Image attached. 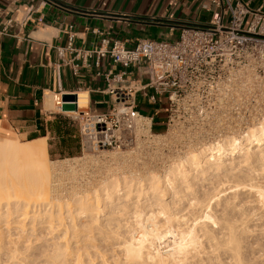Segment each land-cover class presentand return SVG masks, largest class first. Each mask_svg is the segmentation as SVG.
I'll return each instance as SVG.
<instances>
[{
    "label": "bare ground",
    "instance_id": "6f19581e",
    "mask_svg": "<svg viewBox=\"0 0 264 264\" xmlns=\"http://www.w3.org/2000/svg\"><path fill=\"white\" fill-rule=\"evenodd\" d=\"M45 92L46 107L59 109ZM2 130L0 119V264H93L94 240L118 247L103 264H264V118L164 174H113L71 201L53 193L46 139L21 142Z\"/></svg>",
    "mask_w": 264,
    "mask_h": 264
},
{
    "label": "crops",
    "instance_id": "0c3cea01",
    "mask_svg": "<svg viewBox=\"0 0 264 264\" xmlns=\"http://www.w3.org/2000/svg\"><path fill=\"white\" fill-rule=\"evenodd\" d=\"M244 1L251 9L264 12V0ZM216 11L213 0H0L2 131L26 139L24 142L45 138L50 158L49 139L61 138L55 133L51 136L49 122L58 113L46 107L45 91L57 93L61 88L65 93L76 92L78 103L70 113L81 114L88 105L93 111L104 113L111 109L114 100L107 91L110 71L123 73L128 80L143 81L138 66L114 64L110 55L85 53L107 50L115 40L133 47L144 38L179 37L182 27L208 23ZM57 68L60 82L55 74ZM134 95L137 108L154 116L155 105L143 92ZM50 104L53 102L49 99L47 105ZM165 117L163 109L156 116L153 129L166 127ZM63 118L77 127L70 134L73 140L79 139L80 151L73 156L76 157L83 148L80 127L71 116Z\"/></svg>",
    "mask_w": 264,
    "mask_h": 264
},
{
    "label": "built area",
    "instance_id": "2783aa9c",
    "mask_svg": "<svg viewBox=\"0 0 264 264\" xmlns=\"http://www.w3.org/2000/svg\"><path fill=\"white\" fill-rule=\"evenodd\" d=\"M213 5L217 11L210 22L185 25L173 42L144 38L127 47L115 40L107 50L85 53L110 55L114 64L138 66L149 79L137 82L123 73L109 72L107 91L114 97L111 109L98 113L88 107L80 115L84 155L91 152L103 158L110 152H125L144 156L145 146L163 143L159 138L163 135L153 129L163 109L164 137L177 121L181 122L177 133L188 136L196 133V122L256 118L253 103L264 71V12L251 9L244 0H213ZM72 40L70 34V46ZM55 74L60 82L59 68ZM138 92L155 105L154 116L137 108L134 94ZM55 94L56 104L63 110L65 92L60 88ZM247 128V123L229 126L216 134L238 136ZM202 129L200 134H210L205 125Z\"/></svg>",
    "mask_w": 264,
    "mask_h": 264
},
{
    "label": "rangeland",
    "instance_id": "374dc122",
    "mask_svg": "<svg viewBox=\"0 0 264 264\" xmlns=\"http://www.w3.org/2000/svg\"><path fill=\"white\" fill-rule=\"evenodd\" d=\"M177 35L167 40L173 42L177 40L178 38ZM139 77L143 81H147L149 79L148 76L145 74H141L139 75ZM50 110L61 115L71 116L74 122L76 123V125L80 127V115L76 116L75 114L70 113L68 111L64 112L63 110H59L58 108L56 109L54 105ZM253 112L255 113L254 116H256V118L248 121L247 120H228V121L210 120L206 122L204 121L196 122L199 123V126H195V131L197 134L194 132L193 134L188 136H182L177 133L181 129L179 126L181 122L178 121L175 122L174 126L171 127V130L169 129V134L166 135L165 137L164 135L167 132V127H163L161 129L158 128L160 131L157 128H155L154 131L157 134L163 135L159 137L163 143H161L162 145L155 144V145L145 146L144 156H140L136 153L127 156L125 152L123 153L110 152L105 157L99 158L91 152H87L85 155L83 154V152H81L76 157H72V158L68 156L61 157L58 154L59 142L55 139L50 138L49 144L52 145L50 148L56 151L55 154L49 153L50 158L53 161H55L54 162L55 164L53 163L54 172L52 178L57 179V180L53 179L54 182L57 181L55 182V185L59 183L55 187L56 189L57 188L59 189L55 190L53 193L61 197L63 201L65 200L71 201L74 198L73 194L76 193L77 191L83 189L93 190L94 188L100 186L103 180H105L107 177L113 174H119V176L125 175V177H133L134 175L142 176L144 173H147L148 171H154L161 175L165 173L167 168L170 165H172L174 161L184 158L189 152L194 150L196 151L199 148L203 147L205 144L215 143L216 141L217 142L223 141L225 139L232 138L233 136H237V135H218L216 133L217 131H219V129L226 128L229 126H238L240 124H245V123L248 124V128L252 127L253 125H257L264 118V71L260 73V77L258 79L257 95L254 98ZM203 125H205L208 128V130H210V134L208 135L200 134L201 132H203L202 129ZM1 137L18 138L21 142L26 141V139H23L16 135H7L6 132L4 131L1 132ZM182 146L185 148V150L183 151L180 150ZM81 156L82 158H79ZM12 165L17 166V164L14 163V161H12ZM23 169L24 168H20V169L17 168L16 170L22 171ZM256 212L258 213V216H260L262 209L258 208L256 209ZM255 217H257V215ZM122 223L124 224L125 222L123 221ZM255 223L258 224V220H256ZM113 226L114 225H112V227ZM255 226H253L252 228H254ZM123 229L124 227L119 228L116 226L115 228H113L112 231L114 230L122 231ZM256 229L258 231L256 232L259 234L263 232V231L260 232L262 228H256ZM92 234H95L99 238L102 237V234H100L99 231L96 229L93 230ZM259 234L255 236H258ZM263 234L264 232L262 233V235ZM121 237L122 236H119V239ZM107 240L110 242L113 241L111 237H107ZM94 243L95 244L99 243L100 247H98V250L97 248L92 249L96 252L94 256L93 264H103L102 262H104V259L105 260L109 259L112 253H117L118 251V247H114L115 245L108 246L107 248L106 242L94 240Z\"/></svg>",
    "mask_w": 264,
    "mask_h": 264
},
{
    "label": "trees",
    "instance_id": "16d2710c",
    "mask_svg": "<svg viewBox=\"0 0 264 264\" xmlns=\"http://www.w3.org/2000/svg\"><path fill=\"white\" fill-rule=\"evenodd\" d=\"M68 121L69 119H64L63 115L57 114L56 118L49 122V129L52 133L51 136H53V133H55L57 137L61 138L60 141L58 140L59 144L61 145L59 146V149L61 150L58 153L61 157H73L80 151V145L77 142L79 139L75 137L73 140V137L70 136L73 131H77V127L75 125H69ZM44 135L46 134H42V136ZM50 154H55V151L52 148L50 149Z\"/></svg>",
    "mask_w": 264,
    "mask_h": 264
},
{
    "label": "water",
    "instance_id": "95a60500",
    "mask_svg": "<svg viewBox=\"0 0 264 264\" xmlns=\"http://www.w3.org/2000/svg\"><path fill=\"white\" fill-rule=\"evenodd\" d=\"M76 94L75 93H65L63 95V111H72L76 108L75 106ZM71 101V102H70Z\"/></svg>",
    "mask_w": 264,
    "mask_h": 264
}]
</instances>
